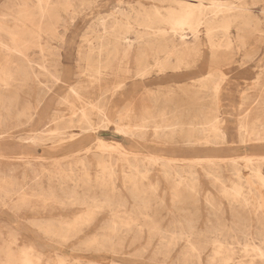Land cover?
<instances>
[{"label":"rangeland","instance_id":"obj_1","mask_svg":"<svg viewBox=\"0 0 264 264\" xmlns=\"http://www.w3.org/2000/svg\"><path fill=\"white\" fill-rule=\"evenodd\" d=\"M158 1L159 0H86L81 4V2L77 0L74 2V7L70 11L72 14L70 12H65L62 8H58L56 11L52 12L49 19L55 23L49 30L54 31V34L51 33L52 31H48L47 34H40L41 39L35 41L37 34L36 27L27 25L26 27H19L18 29L15 26L16 19L19 17L23 18L24 15L37 17L36 14L38 15L39 13L37 12V2L35 0H0V24H3L5 27L4 30L0 31V43L2 42L5 46L11 47L12 43L8 41L11 39L6 32H12L14 30L20 31L19 34L22 39L21 46L26 55V59L20 56H11L12 59L14 58L13 61L17 63L14 62L15 72L16 69L21 71H17L18 80L13 83L8 92H6V89H0V101L2 100L0 102V119H6L5 121L0 120V177L11 176L13 184L9 186L8 189H15L20 185H24V189H29L28 191H30V188L36 187V185L42 189L51 186L58 200L63 202V200H66L67 193L72 187L69 182L66 184L59 182L60 179H58L57 173L62 169L67 170L70 167L74 169L73 171L75 174L80 173V164L83 162L82 160L88 163V169L92 175L99 173L101 169L96 165L97 162L95 160V157L99 155L98 149L96 148V140L98 138H103L113 145H117L116 142L121 143L124 148L131 152L129 156L137 158L140 163L147 160L150 156L159 158L157 161L158 164L165 162L164 160L167 159L171 161V168L167 176H164L160 171V166L156 164H146L145 166V164H143L144 167L153 165L152 168L149 166L150 171L144 175V179L138 178L139 195L141 201L145 204V207L141 208L142 210L140 209V211L145 213V216L148 217L138 214V218L130 225L119 224V221L116 220L115 222L118 224L116 223L115 228H117L114 229L115 233L114 231L110 232L109 229L111 220L108 209L99 210V215L98 212H96L95 214L97 216L94 214V217L92 216L86 221V223L91 222L89 225L82 224L79 226V229L77 227L78 231L64 236V240L63 234H57L53 231H51V234L50 230L46 231L42 226L51 224L57 228L62 222L71 221V219L81 214L84 210L83 206L68 203H66L68 204L66 205L58 201L50 202L51 204L49 202L48 204H42L43 202L41 200L35 199L32 202L33 204L31 203L32 206H28L29 210L27 206H23L24 209L22 207L13 208L8 198L0 202V264H5L3 263L5 261L18 262L23 259L37 261L39 264H197L196 254L187 252V255H185V242L183 240L177 241L169 249L162 247L161 240L163 238H168L171 234L178 235L181 233V229L185 227V224L191 222L193 224V239L200 244L212 237L209 229L214 225L219 223L225 225L226 228L233 226L236 219L232 212H239L240 215L244 216L243 221L246 223L254 224L261 221L250 219V213L242 207L245 204L239 202L229 204L221 193L222 185L219 182L215 184L216 182H213L211 178L209 179L203 167H208V163L206 162L208 158L215 159V169L219 172L221 179L224 180L225 186L227 184V187H230L229 185L231 182L228 183L227 181H231L235 178L231 173V168L233 166V162L229 161L231 158L236 159L237 166L240 168L243 178H249L250 171L244 166L242 157L257 158L264 156V145H261L263 142H259L256 139L248 144H242L240 142L238 129V118L241 117L240 114L244 109H247L249 112L253 111L264 121V104L262 105V102H264V70H262L264 69V34H262L264 32V0H241L243 3L240 0V3H238V0H227L237 7L232 12L233 15H236V18L234 17L236 20L234 21L233 19L228 35H225L221 31L217 32L216 40L222 43L215 51L214 47H211L210 43L207 42L202 31L197 40L191 37L190 34H186L187 42L191 47H194L193 50L188 52L186 50L183 51L181 42L176 39L177 37L169 36L173 41L171 42L170 40V42L172 44L174 43L178 49H180L178 58H180L181 64L178 65V69L172 70L173 68H168V66L173 67L175 63H177L176 57L173 56L169 59L171 65L169 64L166 66L168 69L164 68L162 71H159L160 67L158 63L163 61V58L166 56L164 47L167 45L169 46L171 43H169V41L167 42V40H162L159 35L150 34L151 36H148L149 34H146L149 32L153 33L155 32L154 30L157 29L166 30L167 27L162 25L154 26L152 29H145L139 24L141 20L139 13L143 9H149L152 5L162 10L167 7L176 6L175 4H177V0H174V3L173 0H168L166 2L165 0ZM208 2H210V0L204 1V3ZM236 4H239V6ZM10 6H12L11 9H9ZM240 9L243 11H240ZM240 13L241 15L238 17L237 15ZM246 13L247 22L245 25L242 23L243 17L241 16L245 14L244 16L246 17ZM135 14L138 15V17ZM248 15L254 19L249 18ZM137 19L139 25L135 23ZM115 21L131 24L132 29L130 28L129 31L124 34L127 40L120 46V48H123L127 44L132 46H130V57L128 59L122 58L123 60L120 59L118 61L120 67L116 75H106L100 82V89L103 88L102 90H106L116 82H123L124 86L113 95V100L119 106V110L123 112L124 107L125 109L129 108L130 103L136 99L138 103L149 102L152 105L151 110H153L152 112L154 113L151 112V115L153 114L151 122H149L145 130L139 131L135 136H129L127 139L114 130L119 123L122 125L126 124V119L123 117L121 119V116H118L120 113L116 111L107 114L108 119L115 123L109 124V126L105 128L95 125L97 124V117L93 115V129L89 130V133L85 136L76 138L77 136L74 133L79 131L76 127L66 128L62 133H57V135H48L47 131L49 129L60 126L57 125L58 123L54 122H50L49 124V121L54 116L64 113L68 116L69 114V105L64 102L65 97L71 96V93H69V85L75 84L74 86H77L80 84V80L86 79L84 70L86 68L85 65L87 66V62L79 54L80 50L85 52L89 45L84 41V38L94 40L95 37L103 36L105 30L103 29L102 23L107 27L108 32L113 25L112 23ZM132 23H134L136 27ZM27 35L28 39L30 38L29 40L26 39ZM139 35H145V37L143 36V39L138 38L137 40V36ZM146 37L149 38L146 39ZM26 40L34 45H29L30 43L28 44ZM226 40L230 41V45L227 44ZM36 42L42 43L43 47L45 46V59L42 58L40 49L38 48L39 43ZM97 42L98 41H94L91 44L96 45ZM144 42H146L147 45ZM150 42H152L151 44L153 46ZM158 42H160V44ZM148 44L150 47H148ZM223 44L226 47H224ZM1 45L2 44H0V63H4L3 55L7 50L5 51L4 47ZM141 46L142 49H140ZM141 54H143V56ZM135 56L141 58V63L149 68V74L144 80L137 76L138 68H136V62H134ZM153 56H155L156 60ZM27 59L30 62H28ZM18 61H23V65ZM143 61L145 62L143 63ZM37 63H45L52 71L58 68L63 75V82H52V78L49 74L46 72L43 73L39 66H37ZM18 64H20L19 67L17 66ZM29 64L33 67L31 69L37 72V79L40 80V83H37V81H35V83L30 80V78L26 77V79L25 76H23V69L30 70ZM16 66L18 68H16ZM24 66L26 68H24ZM214 67H220L222 73V79L219 83L220 88L218 87L216 91L213 88L214 86H211L212 88L205 92V95L208 94L204 96L203 101L201 99L199 100L197 98L201 94L197 93V87L193 85L196 83L198 76L207 75ZM111 81H113V83ZM256 83L259 85L257 86ZM44 84L46 85L45 87ZM9 93L11 95L9 96L11 101L7 100L9 101L7 102L6 97ZM99 93H101L99 90L93 91L90 94V100L95 99ZM105 94H109V92L106 91ZM215 96L218 100V119L221 129L225 132V138L223 140H217V143L212 144V138H214L213 134L210 136V132L207 131L205 132L206 137H204V132L200 133V125L197 124L198 118L196 117L199 115L200 106L202 104H204V108L206 107L207 109L210 105L213 107ZM3 99L5 100L3 101ZM153 101L157 102L154 103ZM7 103L10 107L6 110L5 104ZM152 103H154V105ZM3 104L5 106H2ZM156 105H158V109ZM163 111H166L167 114L166 112L163 113ZM7 112H9L10 116ZM2 115H4V117ZM29 116L32 117L30 118ZM28 118L30 119L28 120ZM170 121H172V123ZM173 123H177V125ZM170 126L173 130H171L172 128ZM155 127L159 130L157 134L155 133ZM161 129L163 131L165 129V131L163 132ZM45 130L47 131L45 132ZM166 130L168 131L167 133ZM169 132L174 136L172 134L168 135L170 134ZM189 132L191 134H189ZM188 134L190 136L192 135L190 138L193 142H187L188 140H185L186 138L190 139ZM197 138H201V144L194 142ZM186 143H188V145H186ZM191 143L193 145H191ZM85 150H88V152ZM110 157H112V159ZM110 157L108 154H104L102 159H106L108 162L109 159H111V161H115L116 164L118 163L115 167V178H119V181L115 179L116 187L114 186L111 188L108 186V188L100 185H77L75 186V191L78 196L95 195L98 198H101L105 194L103 193L105 189L104 192L107 194H110L108 193L109 191H114L115 194L117 192L125 196V203H127L124 204V208L127 206L130 213L135 212L136 210H132L133 207L135 208V204L128 192V188L123 185L127 171L126 163L115 153L111 154ZM120 163L123 164L120 165ZM154 165L156 167H154ZM119 166L123 172L120 170ZM34 167L37 169L40 167L38 170L39 174L34 177L38 180H34L30 176L26 177V175L30 173L29 170L32 168L35 169ZM173 167L188 172H181L182 176L180 179L185 183L177 187L175 183L179 177L176 175ZM261 167L262 173L264 174L263 163ZM53 171H55L54 174L50 175ZM190 171H193V173L195 172L194 175L197 176L198 179L193 189L186 186L188 180L194 178L193 175L189 174ZM121 175H123L124 179L120 177ZM153 186H155V189H153ZM249 188L250 187L247 185L244 187L247 197L249 198V202L248 204L246 203V205L251 207L257 204L256 193L264 194V189L256 184H252L251 188ZM174 191L179 192L176 199L173 195ZM207 192L211 194L210 202L205 199V194H207ZM16 196L17 195L14 193L12 198L15 199ZM141 201L138 202L139 206L140 204L142 205ZM218 207H220V209H218ZM127 208L126 210L128 211ZM132 224H135V226ZM152 224H156L160 232H153L157 235L151 234L152 231L150 227ZM118 225L120 226L118 227ZM131 225L132 228H128ZM100 227L102 229L98 230ZM148 227L149 230L147 231ZM103 233L106 234V241L103 237L105 236ZM74 234H76L75 237ZM96 234L98 236H96ZM92 237L94 238L92 239ZM87 238H91L90 240L88 239L89 242H87ZM99 238L102 239V241H99ZM107 239L109 242H107ZM96 240L99 241L97 245L95 243ZM7 242L10 243V245ZM100 243L101 245L103 244V246H101ZM98 245L100 247H98ZM34 246H36L40 253L37 252ZM3 247H5V250ZM11 249L15 251V254H13ZM209 252L210 250L207 248V250L202 253L201 259L203 262H205ZM239 252L240 250H236V253L239 254ZM22 255H24V257Z\"/></svg>","mask_w":264,"mask_h":264},{"label":"bare ground","instance_id":"obj_2","mask_svg":"<svg viewBox=\"0 0 264 264\" xmlns=\"http://www.w3.org/2000/svg\"><path fill=\"white\" fill-rule=\"evenodd\" d=\"M35 1L37 2V7H38L37 12H39L38 15L36 14L37 17H33V16H29V15L28 16L24 15L23 18L19 17L18 19H16V26L15 27H17L18 29H19V27L23 28V27H26L27 25H31L32 27H36V29H37L36 30L37 31L36 39L33 37L36 41L37 39L38 40L41 39L40 34H43V33L47 34L48 31H50V32L52 31L49 29L52 28L51 26L55 22L49 19L51 17L50 14L52 12L56 11V9H58V8H62V10H64L65 12H70L72 10V8L74 7V2L77 0H35ZM79 1L81 2V4H83L86 0H79ZM166 1H168V0H165V2ZM204 1H202V0H177V4H175L176 6L167 7V8H164L162 10L159 9V7L152 6L150 4L151 7H149V9L147 8V9H143L142 11H140L139 16L141 17V20H140L139 24L141 27L143 26V28H145V29H152L154 26H162V25L166 26L167 27L166 30L157 29V30H154L156 33L155 32H153V33L149 32L146 35H148V34H149L148 36H151L150 34L159 35V36H161L162 40H167V42L169 41V43L173 42L169 36H175V37H177L176 39H178L181 42L183 51L186 50L187 52L193 50L194 47H191L189 45V43L187 42L186 34L187 33L190 34L191 37H193L195 40H197L200 36L201 31H202L204 33L205 38L207 39V42L210 43L211 47H214V51H215L221 46V43H222V42L220 43L216 40L217 32L221 31L225 35L229 34L230 25H231L234 17L236 16V15H233L232 12L237 7L232 2L227 1V0H210V2H208V3H204ZM240 1L238 3H240ZM245 1H247V0H245ZM241 2L243 3V1H241ZM86 3H88V2H86ZM173 3H174V0H173ZM173 3H171V4H173ZM246 4H247V2H246ZM236 5L239 6V4H236ZM11 8H12V6H10L9 9H11ZM32 8H34V7H32ZM9 9H8V11H9ZM240 11H243V10L240 9ZM241 13L238 14L237 16L240 17ZM17 14H19V13H17ZM244 15L242 14V16H241V17H243L242 23H244L246 25L247 13H246V17ZM249 15H248V17L252 19L253 17H250ZM136 16L138 17V15H136ZM47 18H48V20H47ZM133 19H135V18H133ZM130 20H132V19H130ZM235 20L236 19H234V21ZM132 22H134V21H132ZM135 23L138 24V19L136 20ZM112 24L113 25L110 27L111 28L110 31L107 32V27L104 25V23H102L103 29L105 30L103 36L95 37L94 40L84 38V41L86 43H88L89 45L87 46L85 52H82L80 50L79 54L87 62V66L85 65L86 68L84 70L85 71L84 76L86 77V79L80 80V84H78L77 86H74L75 84L69 85V91H70L69 93H71L70 94L71 96L65 97V100H64V102L68 103L67 105H69L68 106L69 107V114H68V116H66L67 114H65V113L61 114V115L54 116L49 121V124H50V122L51 123L54 122V123H58L57 125H60V126H56L54 129H49L48 131L45 130V132L47 131L48 135H57V133L58 134L62 133L63 130H65L66 128L69 129V128H75L76 127L79 129L78 132L74 133L77 136L76 138H78L80 136H85L89 133V130L93 129V115H95L97 117V124H95V125H97V127L103 126L105 128V127L109 126V124L115 123L114 121H111L110 119H108L107 114L109 112H116V111H118L120 113L118 116H121V119H122V117L126 119V124L122 125L119 123L114 130L118 134L123 135L127 139L129 136H135L139 131L145 130L146 127L148 126L149 122H151V119L153 118L152 115L154 113L152 112L153 110H151L152 105L149 102L138 103V101L136 99L135 101L133 100L130 103L129 108L125 109V107H124V110L122 108L123 112H121V110H119V106L113 100V95L124 86L123 82H116L113 84V86H111V87L109 86L110 88H108L106 90L105 89L102 90L103 88L100 89L101 88L100 82L106 75H109V76H110V74H112L114 76L116 75V73L120 67L118 61L122 58L128 59L130 57V46L131 45L127 44L123 48H120V46L122 43H124L127 40V37L124 34L129 31V29L131 28V24L130 23L124 24V23H121L119 21H115ZM132 24H134V23H132ZM135 27H136V25H135ZM4 29H5L4 25L0 24V31H2ZM6 33H8V36L11 39L8 41H11L10 43H12V45L10 44L11 47H8V46H5L2 42L0 43V44H2L1 46L4 47L5 51L7 50V52L3 55L4 63H0V89L1 88H2V90L6 89V92H8L10 87L13 85V83L18 80V77L16 74L17 71H21L19 69H16V72H15L14 62L16 63V61H13L14 58L12 59L11 56H20L23 59H26V55H25V53L22 49V46H21V40L22 39H21V36L19 34L20 31L14 30L12 32L8 31ZM51 33L54 34V31H52ZM105 34H106V36H105ZM137 34H138V32H137ZM262 34H264V32ZM143 36L145 37V35L137 36V40H138V38L143 39ZM9 37H8V39H9ZM62 38H63V35H62ZM147 38H149V37H146V39ZM26 39L27 40L30 39V38L28 39V35H27ZM170 40H171V42H170ZM94 41H98L96 43V45L91 44ZM156 41H158V40H156ZM39 42H41V41H39ZM39 42H36V43H39ZM229 42L230 41L228 40L227 41L228 45H230ZM144 43L146 44V42H144ZM151 43L152 42H150V44ZM158 43L160 44V42H158ZM28 44L31 45L32 43L28 42ZM227 44H225V45H227ZM32 45H34V44H32ZM223 46H224V44H223ZM44 47L42 46V43H39L38 48L40 49V53H41V56L43 59H45V57H46V54L44 52ZM148 47H150L149 44H148ZM163 47H164V45H163ZM224 47H226V46H224ZM151 48H153V47H151ZM140 49H142V46L140 47ZM164 50H165L166 56H165V58H163V61H160V62L158 61L159 62L158 65L160 67L159 71H162L164 68H166V66H168L170 64L169 59L173 56L176 57L177 63H175V66H173V67L168 66V68H171V69L173 68L172 70L178 69V65L181 64L180 58H178V54H179L180 49H178V47L174 43L173 44L171 43L169 46L168 45L165 46ZM144 53H145V51H144ZM137 54H139V53H137ZM141 55L143 56V54H141ZM210 56H208V57H210ZM139 57H141V56H139ZM153 57L155 58V56H153ZM211 57H213V56H211ZM245 58H247V57H245ZM141 60H142L141 58H138V56L137 57L135 56L134 62H136L135 63L137 65L136 68H138V71H137L138 78L144 80V79H146V77L149 74V68H148V66L142 64ZM145 60H146V58H145ZM155 60H156V58H155ZM27 61H28V59H27ZM18 62H21L23 65V61H18ZM28 62H30V61H28ZM86 62H84V63H86ZM144 62L145 61H143V63ZM19 65L20 64H18L17 66L19 67ZM22 65H21V67H22ZM29 65H30L29 66L30 70L26 69L27 70L26 71L25 69H23V71H22L23 76H25V78L26 77L30 78V80H32L33 82L37 81V83H40V80L37 79L38 78L37 72H35L31 69V68H33L31 66V64H29ZM17 66H16V68H18ZM37 66H39V68L41 69V71L43 73L46 72L49 74V76L52 78V82H54V83L63 82L62 81L63 75L58 68L54 69L52 71L48 68V66L45 63H37ZM24 68H26V67L24 66ZM168 68H166V69H168ZM262 70H264V69H262ZM127 71H128V69H127ZM79 75H81V74H79ZM221 76H222V73L220 71V67H214L207 75L198 76V78L196 79V83H194V85H193V86L197 87V93L201 94L198 96L197 99H199V100L201 99L203 101L204 96H206L208 94L207 93L205 95V92L209 91L213 86H214L213 88L217 91V89L219 87V83L222 79ZM225 76H226V74H225ZM22 82H21V85H22ZM111 82L113 83V81H111ZM256 85H257V83H256ZM45 86L46 85L44 84V87ZM175 86H177V85H175ZM95 90H97V91L99 90V91H101V93H99L95 99L90 100V97H91L90 94ZM106 91L109 92V94H105ZM165 94H168V93H165ZM9 96H11L10 93L7 94V97L5 96L6 101L10 100ZM12 97H14V96H12ZM157 97H158V95H157ZM148 99H149V97H148ZM4 100L5 99H3V101ZM38 100H39V98H38ZM7 102H9V101H7ZM155 102H157V101H155ZM2 103H4V102H2ZM154 103H152V104L154 105ZM158 103H160V102H158ZM7 104H5L6 106L4 104L2 105V106L6 107V110H7V108L10 107V105L9 104L7 105ZM217 104H218V100L215 96L214 101H213V107H211L212 105H210V107L207 105L208 109L206 107H205L206 108L205 109L204 104H202L200 106L199 115L196 117V118H198L197 124L200 125L199 126L200 133L204 132V137H206L205 132H207V131L210 132V136H211V134H213V137L215 139L212 138V142H211L212 144L217 143V140H223L225 138V132L221 129L220 121L218 119L219 117H218V113H217V107H218ZM263 104H264V102H262V105ZM159 105H162V104H159ZM262 105H261V107H262ZM157 106L158 105H156V107ZM157 109H158V107H157ZM181 111H182V109H181ZM1 112H3V111H1ZM151 112L153 113L152 115H151ZM165 112L163 111V113H165ZM178 112H180V111H178ZM7 113L10 116L9 112H7ZM166 114H167V112H166ZM4 115H2V116L4 117ZM240 115H241V117L238 118V129H239L240 142L242 144H248V143H250L256 139L259 142H264V121L261 120V118L258 116V114L256 115L253 111L249 112V111H247V109H244ZM0 117H1V115H0ZM30 118H28V120ZM0 120L5 121L6 119L4 120V118H3V120L2 119H0ZM175 120H177V119H175ZM175 120H174V122H175ZM162 121H163V118H162ZM170 122L172 123V121H170ZM153 123H154V121H153ZM160 124L162 125V122ZM167 125H170V124H167ZM174 125H177V123H175ZM188 125H189V123H188ZM157 127H155L156 128L155 129L156 134L159 131L157 129ZM170 127H169V129H170ZM191 129H193V128H191ZM191 129H190V131H191ZM167 130H166V133L168 132ZM171 130H173V128ZM164 131H165V129H164ZM40 132H44V131H40ZM173 132H175V131H173ZM171 134L172 133H170L168 135H171ZM189 134H191V133L189 132ZM48 135H46V136H48ZM191 136L189 135L188 137L190 138ZM167 137H171V136H167ZM190 139L186 138L185 140H188L187 142H190V141H192V139L191 140ZM194 142L201 144V138H197ZM202 142L205 143L204 141H202ZM116 144L117 145H115V144L113 145L103 138H98L96 140V148L98 149L99 155H97L95 157V160L97 162L96 165L99 166L101 170L99 173H96L95 175H92L90 173V171L88 169L89 165H88V163H85V160H82L83 162L80 164L81 165V168L79 171L80 173H78V174H75L73 171L74 169L71 167L67 170L62 169L59 173H57L58 174L57 177H58V179H60L59 182H62L63 184H66L67 182H69L71 184V187H72L71 190L67 193V196L65 198L66 200H63V202L58 200L56 193H55L53 187H51V186H49L46 189H42L41 187L36 185V187H31L30 191H28L29 190L28 188H27L28 190H25L24 185H20V186H18V188H15V189H13V188L8 189L9 186H12V184H13V179L11 178V176L0 177V202H3L5 199L8 198V199H10V201H11L10 205H12L13 208H20V207L23 208V206H27V208H28V206L29 207H30V205L32 206V204H33L32 202L35 199L41 200L43 202L42 204H44V203L48 204V202L50 203L53 201H58V202H61L63 204L68 203V204H74V205L78 204V206L79 205L83 206L84 210H83V212H81V214L74 217L73 219L69 218V219H71V221L69 220L68 222L67 221L62 222L61 225H59L57 228L51 224L48 226H42V228L44 230H46V231L50 230V233H51V231H53V232H56L57 234H63V237L67 236L68 234H72V233L78 231L77 227L79 229V226H81L82 224L83 225L84 224L89 225L91 222L86 223V221H88V219H90L99 210L102 211V209H108V211L110 212V220H111V224L109 226L110 232H113L114 229L117 228V227L115 228L116 223H117V222H115L116 220L119 221V224L130 225L131 223H134V221L138 218V214H141V216H144V217H148V216H145V213L140 211L141 208L145 207V204L143 201H141V198L139 195L140 190H139L138 178H140V179L143 178L144 175L150 171L149 166H151V165H149V166L147 165L148 167H144L143 164H145V166H146V164H156V165L160 166V171L163 173V175L167 176V174L169 173V170L171 168V165H170L171 161H170V159L169 160L167 159V160H164L165 162L158 164L157 161L159 160V158H157L155 156H153V157L150 156L147 160L140 163V162H138L137 158L129 156V154L131 152L128 151L126 148H124L121 145V143L116 142ZM186 145H188V143H186ZM191 145H193V144L191 143ZM86 152H88V150ZM114 153L117 154L118 156H120L121 160L126 163L127 171L125 174V182L123 181L124 182L123 185L126 188H128V192L130 193L132 201L135 204L134 205L135 208L133 207L132 210H136V211L132 212V213L129 212V209L127 208V206H126V208L128 209V211L126 210V208H124V206H125L124 204L127 203V202L125 203V199H124L125 196H122L117 192H116V194L114 193V191L108 192V189H107V192L110 193V194H107L106 192H104L106 190L104 188L105 190H103V193H105V194L103 196L100 194L102 197L98 198L95 195L78 196L77 192L75 191L76 190L75 186H77V185H81V186H83V185L84 186L100 185V186H104V187H108V186H110L111 188L114 187L115 182H116L115 179H117V181H119L118 180L119 178H115V175H116L115 174V169H116L115 167L118 163L116 164L115 161H111L112 157H110L111 154H114ZM104 154H106V155L108 154L109 157L111 158V159H109V162L106 159H102V156ZM242 159L244 161V166L249 169L248 171H250L249 172L250 176H249V178H243V176L241 175V170L237 166L238 164L236 163V159L231 158L229 160L230 162H233V164H232L233 166L231 168V173L235 176V178L232 177L233 179L231 181H227L228 183L231 182V184L229 185L230 187H227V184L225 186L224 180L221 179L219 172L215 169V166H214L215 165V159L208 158L206 160V162L208 163V165H207L208 167H203V168H204V171L206 172V174L209 176L208 177L209 179L211 178L213 182H216L215 184H217V182H219L222 185L221 193L223 194L225 200L229 204H233L235 202L245 204L242 207L244 210L245 209L248 210V212L250 213L249 214L250 219L261 220V221L260 222L258 221L254 224L246 223L245 221H243L244 216L240 215L239 212H232L233 216L236 219L234 225L231 226L230 228H226L225 225H222L219 223L217 225H214L213 227H211V229H209L210 233L212 234V237L210 239H208L207 241H204L200 244L195 239H193V235H194L193 228H192L193 224L191 222H187L185 224V227H183L181 229V231H180L181 233H179L178 235H172L171 234L168 238H166V239L163 238L161 240L163 248L169 249L177 241L183 240L185 242L184 243L185 244L184 249L186 252V254L185 253L184 254L187 255V252H193L194 254H196V256H197L196 263L197 264H264V194L259 193L260 194L259 195L258 193H256L257 194V198H256L257 204L250 207V206L246 205V203L248 204V202H249V198L247 197V193L244 189L245 185H247L251 188L252 184L259 185V187L264 189V174L262 173V167H261V164L262 163L264 164V156L263 157H257V158H251V157L243 156ZM198 163H201V162H198ZM121 164H123V163H120V165ZM152 166H151V168H152ZM154 167H156V166L154 165ZM119 168H120V166H119ZM119 168H118V170H119ZM39 169H40V167H39ZM39 169H37V168L30 169L29 170L30 173L28 172L29 174L26 175V177L30 176L32 179L38 180V179H35L34 177H36L39 174V171H38ZM42 170H43V168H42ZM120 170H121V168H120ZM173 170L175 171L176 175L179 177V179L176 180L175 186L177 187L181 184H184L185 182L182 179H180V177L182 176L181 172H184V173H188V172L184 171L183 169H181V170L176 169L174 167H173ZM54 172L55 171H53L50 175L54 174ZM194 173H193V171H190L189 174L193 175L194 178L189 179L188 182L186 183V186L190 189L195 188V185L197 184V181H198L197 176H195ZM123 175H121L120 177L123 178ZM55 176H56V174H55ZM117 177H119V176H117ZM55 179H56V177H55ZM153 189H155V186H153ZM14 193H15V195H17L15 199L12 198V195ZM178 193L179 192H177V191L173 192L175 199L178 197ZM205 199L208 202H210L211 194H209L207 192V194H205ZM140 201H141L142 205L140 204V206H139L138 202H140ZM68 204H66V205H68ZM218 209H220V207H218ZM99 212H98V215L100 214ZM106 214H107V212H106ZM75 215H73V216H75ZM73 216H71V217H73ZM91 221H92V219H91ZM105 221H106V219H105ZM152 223H153V221H152ZM154 223H156V222H154ZM156 224H152L151 227L149 226L151 228V231H152L151 234L153 232L160 233ZM44 225H45V223H44ZM132 225L129 226L128 228H130V227L132 228ZM107 226H108V223H107ZM119 226L120 225H118V227ZM133 226H135V224ZM149 227H148L147 231L149 230ZM100 229H102V228L100 227L98 230H100ZM114 233H115V231H114ZM156 233H153V234L155 235ZM77 234H78V232H77ZM103 234L105 236H103V235L102 236L104 237V239L106 241V238H105L106 234L105 233H103ZM75 235L76 234H74V237H75ZM60 236H62V235H60ZM96 236H98V235L96 234ZM94 237H92V239ZM156 238H157V236H156ZM88 239L89 238H87V242H89ZM64 240H65V237H64ZM93 241H95V240H93ZM99 241H102V239H100ZM99 241L96 240V242H95L96 245L99 244ZM107 242H109V240ZM8 244L10 245V243H8ZM20 244H21V242H20ZM11 245H12V243H11ZM100 245H101V243H100ZM101 246H103V244ZM98 247H100V246L98 245ZM3 248L5 250V247H3ZM207 248H209L210 252L207 255L205 262H203L201 259L202 258L201 255L203 252H205L207 250ZM18 249H20V248H18ZM6 250H7V248H6ZM236 250H240L239 254L236 253ZM12 252H13V254H15L14 250H12ZM20 254H22V253H20ZM26 255H28V254H26ZM22 256L24 257V255H22ZM194 257H192V258H194ZM183 258H185V257H183ZM187 258H188V256H187ZM3 263H5V264H39V262L30 260V259H27V260L23 259L22 261H18V262L17 261H5ZM185 263H186V261H185ZM46 264H48V263H46Z\"/></svg>","mask_w":264,"mask_h":264},{"label":"crops","instance_id":"obj_3","mask_svg":"<svg viewBox=\"0 0 264 264\" xmlns=\"http://www.w3.org/2000/svg\"><path fill=\"white\" fill-rule=\"evenodd\" d=\"M261 145H264V142H263V144L261 143ZM35 248H36V246H34ZM37 249V248H36ZM37 252H39L40 253V251H38V249H37Z\"/></svg>","mask_w":264,"mask_h":264}]
</instances>
